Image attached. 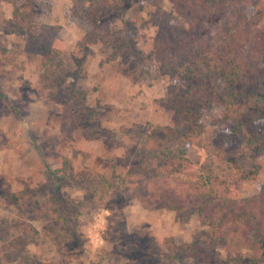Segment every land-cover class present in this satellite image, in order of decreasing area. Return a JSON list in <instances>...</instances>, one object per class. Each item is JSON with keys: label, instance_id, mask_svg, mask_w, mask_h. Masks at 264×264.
Segmentation results:
<instances>
[{"label": "rangeland", "instance_id": "1", "mask_svg": "<svg viewBox=\"0 0 264 264\" xmlns=\"http://www.w3.org/2000/svg\"><path fill=\"white\" fill-rule=\"evenodd\" d=\"M155 1L116 0L104 8L101 21L108 32H121L132 42L130 50L117 54L81 43L85 31L74 0H48L49 16L35 12L39 20L63 27L65 46L44 62L24 50L23 35L7 30L12 7L0 0V264H134V254H127L129 233L134 248L146 246L150 236L170 239L160 264H175L174 258L192 264L187 248L209 240L210 227L195 207L185 219L148 198L139 169L152 173L155 167L128 150L138 145L142 126H184L160 100L170 79L159 71L154 53L164 21L153 22ZM158 1L171 11L170 0ZM243 104L233 120L264 111V99ZM216 115H202L185 151L194 160L197 146H203L211 171L228 180L233 170L219 145L227 122ZM255 132L257 149L237 145L243 163L250 169L258 165L239 182L242 198L264 190V130ZM160 143L172 144L165 138ZM190 179L195 180L187 175L176 180ZM249 237L256 239L253 232ZM211 251L213 259L201 264H264V250L259 255L243 249L237 256L223 246Z\"/></svg>", "mask_w": 264, "mask_h": 264}, {"label": "trees", "instance_id": "2", "mask_svg": "<svg viewBox=\"0 0 264 264\" xmlns=\"http://www.w3.org/2000/svg\"><path fill=\"white\" fill-rule=\"evenodd\" d=\"M6 1L12 10L5 26L9 32L25 37L26 52L40 54L44 62L63 53V27L39 20L35 12L36 8L49 16L48 0ZM170 1L171 11L155 1L153 22L159 24L160 18L164 21L155 38L154 53L159 71L170 79L161 103L184 126L177 129L147 124L142 126L138 145L128 146L129 152L135 149L138 158L155 167L152 173L147 168L139 169L140 176L147 180L143 192L165 207L181 212L185 219L195 207L199 218L209 225L211 234L207 243H193L187 248L192 264L209 262L213 259L211 249L217 246L226 247L236 256L243 249L262 255L264 190L245 198L239 196V182L255 174L258 165L253 164L250 169L243 163L237 145L257 149L255 131L264 130V111L245 119L233 118L243 108L244 99H264V1L258 8L254 7L256 0ZM113 3L116 0H74L73 7L85 31L81 43L101 44L113 48L114 53L124 54L130 50L131 40L121 32H108L101 21L104 8ZM211 111H215L218 121L227 122L221 130L219 145L226 149L224 163L233 170L228 180L211 171L203 146H197L194 160L185 151L202 115ZM162 138L172 144L161 147ZM178 175L195 180L179 182ZM127 179L131 177L128 175ZM60 218L68 221L64 215ZM251 232L256 235L253 241L249 237ZM134 238L128 234L132 251L127 254H134L132 262L160 264L163 245L170 239L150 236L146 246L134 248ZM174 259L175 264H181Z\"/></svg>", "mask_w": 264, "mask_h": 264}]
</instances>
